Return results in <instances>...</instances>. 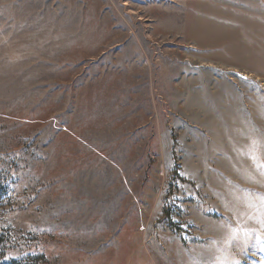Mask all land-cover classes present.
<instances>
[{
	"label": "rangeland",
	"instance_id": "1",
	"mask_svg": "<svg viewBox=\"0 0 264 264\" xmlns=\"http://www.w3.org/2000/svg\"><path fill=\"white\" fill-rule=\"evenodd\" d=\"M5 186L0 264H264V0H0Z\"/></svg>",
	"mask_w": 264,
	"mask_h": 264
},
{
	"label": "trees",
	"instance_id": "2",
	"mask_svg": "<svg viewBox=\"0 0 264 264\" xmlns=\"http://www.w3.org/2000/svg\"><path fill=\"white\" fill-rule=\"evenodd\" d=\"M8 191L7 187H3L2 189H0V196H2V194L6 193Z\"/></svg>",
	"mask_w": 264,
	"mask_h": 264
},
{
	"label": "snow or ice",
	"instance_id": "3",
	"mask_svg": "<svg viewBox=\"0 0 264 264\" xmlns=\"http://www.w3.org/2000/svg\"><path fill=\"white\" fill-rule=\"evenodd\" d=\"M245 79H247V78H245Z\"/></svg>",
	"mask_w": 264,
	"mask_h": 264
}]
</instances>
